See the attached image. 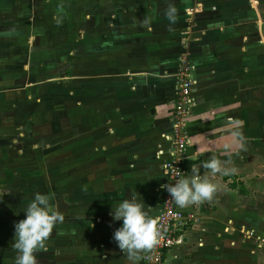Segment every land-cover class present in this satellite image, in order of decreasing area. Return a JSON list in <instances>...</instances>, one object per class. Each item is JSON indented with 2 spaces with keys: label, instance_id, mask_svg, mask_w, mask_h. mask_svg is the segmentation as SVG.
I'll use <instances>...</instances> for the list:
<instances>
[{
  "label": "crops",
  "instance_id": "1",
  "mask_svg": "<svg viewBox=\"0 0 264 264\" xmlns=\"http://www.w3.org/2000/svg\"><path fill=\"white\" fill-rule=\"evenodd\" d=\"M48 1L55 16L68 15L74 32L67 48L68 85L63 92L58 89L66 94L67 118L53 124L47 155L37 146L40 141H32L34 166L21 162L0 177V192L25 184L27 191L35 188L48 195L64 217L45 242L46 250L35 253L38 264H133L112 239L122 220L114 221L111 213L131 196L151 218L158 211L162 164L170 152L174 76L184 42L192 89L183 176H190L191 165L199 164L201 177L217 191L210 201L177 206L193 213L196 221L162 264H264V253L243 238V232L264 238V0H256L255 8L249 0L247 5L242 0L35 3L43 8ZM170 7L175 9L174 20L166 16ZM246 18L255 22H238ZM61 24L54 28L61 29ZM246 27L255 29L260 46L254 55ZM42 109L35 114L37 128L47 122ZM230 119L243 121V126L229 127ZM23 121L0 122V130L2 124L9 128L6 142L24 139L22 128L31 120ZM234 131L242 132L243 149L233 143ZM30 133H25L27 139ZM213 156L230 161L225 167L235 172L213 175L202 166ZM45 160L50 161L45 165ZM30 169L38 176L35 184L22 183L28 181L24 177L15 183L16 175H28ZM2 195L0 264H15L14 225L25 218L23 211L33 199Z\"/></svg>",
  "mask_w": 264,
  "mask_h": 264
},
{
  "label": "rangeland",
  "instance_id": "2",
  "mask_svg": "<svg viewBox=\"0 0 264 264\" xmlns=\"http://www.w3.org/2000/svg\"><path fill=\"white\" fill-rule=\"evenodd\" d=\"M39 1L41 0L31 1L33 3L30 6L29 0H13L11 3L0 0V122L10 118H18L21 122H27L23 121L25 119L31 120L29 126L25 125L27 127L22 128L24 139L21 141L19 137L16 138L15 136L16 139L13 144H9L3 138L10 133L7 132L9 128L4 126L6 124L1 125L0 148H2L0 152L3 155L0 153V171L4 168L0 173L1 180L4 177L1 175L3 171L12 169L16 165L19 166L21 162L28 166H34L36 160L32 157L34 156L33 152L36 151L31 149V146L35 144L32 141H40L37 146H40L42 150L44 149L45 155H47L46 150L51 145L48 140H50L53 131V124L56 120L67 118L66 109L64 110L66 108V94L61 93L63 92L61 89H66L68 85V80H66L68 76L67 48L74 32L69 30L72 26L67 24V14L60 13L55 16L54 11H51L49 1L43 8L41 4L36 5L35 2L39 3ZM73 1L75 0H67L69 4H73ZM242 2L247 5L246 0H242ZM249 2L253 8L256 7V0H249ZM262 4L263 2H260V5ZM74 5H83V0H76ZM12 7L15 8L12 9L13 12L11 13L10 8ZM236 7H238L237 11L241 10L238 4ZM61 22L63 23L60 25L61 29L56 30L54 26ZM238 22L253 24L255 21L246 18V20L242 19ZM248 28L246 27L244 32L250 43L252 50L250 53L254 55L260 51L257 49L260 46H256L255 29L249 31ZM258 60L262 61L260 58ZM189 63L191 65L190 60ZM29 88L30 91H27ZM28 96L30 99L26 98ZM37 99L38 104L36 105L35 100ZM42 108L45 109L42 118L47 122L43 127L37 128L39 125L36 123L38 115L35 114L39 110H43ZM10 121L8 122L10 123ZM28 130H32V134H28L31 136V138L28 136L31 142L26 145L25 141L30 140L25 135ZM32 135L44 136L41 139L43 141L41 142L40 138L36 139ZM33 137L34 139H32ZM17 151L21 152L20 157L11 155ZM45 161H48L45 162L46 165L50 160ZM34 173L30 169L27 172L28 175H16L15 183L21 184L20 178L24 177L28 181L22 180V183L35 184L34 179L38 176ZM2 185L0 184L1 187H3ZM22 186L24 187L25 184ZM22 186L10 190H8L9 188L2 189L0 197H3V193L14 198H26L28 196L34 199L35 194L38 193L35 188L27 191Z\"/></svg>",
  "mask_w": 264,
  "mask_h": 264
},
{
  "label": "clouds",
  "instance_id": "3",
  "mask_svg": "<svg viewBox=\"0 0 264 264\" xmlns=\"http://www.w3.org/2000/svg\"><path fill=\"white\" fill-rule=\"evenodd\" d=\"M175 9L170 7L166 16L174 20ZM229 127L241 128L243 121L229 120ZM233 143L237 148L243 149L245 138L242 132L232 133ZM230 145H225V148ZM230 161H221L213 156L202 166L211 170L212 174L223 172L228 174L235 172V168L227 169L225 165ZM199 164H192L190 176H179L174 184H165L161 187L166 190L177 206L184 208L192 204L210 201L217 191L215 184L207 177H201ZM25 218L15 223V235L13 248L17 251L15 264H38L35 253L46 250V241L52 235L57 223L63 221V215L50 203V197L46 194L36 193L34 199L23 211ZM114 221L122 220V226L117 228L112 239L119 249L127 254L130 261L135 264L143 251H151L159 243L160 229L154 218H151L144 210L143 203L137 197L131 196L120 202L115 210H112Z\"/></svg>",
  "mask_w": 264,
  "mask_h": 264
},
{
  "label": "built area",
  "instance_id": "4",
  "mask_svg": "<svg viewBox=\"0 0 264 264\" xmlns=\"http://www.w3.org/2000/svg\"><path fill=\"white\" fill-rule=\"evenodd\" d=\"M192 67L189 63L186 43L181 44V52L177 58L173 108L170 116V152L163 161V184H174L179 176H183V161L186 157V119L192 81L190 79ZM154 219L160 229L158 245L151 251L140 253L139 264H162L167 252L182 242L183 232L194 224L196 218L193 213L182 212L175 201L163 188L159 195V207ZM243 238L250 239L256 247L264 253V238L255 237L250 232H243Z\"/></svg>",
  "mask_w": 264,
  "mask_h": 264
}]
</instances>
